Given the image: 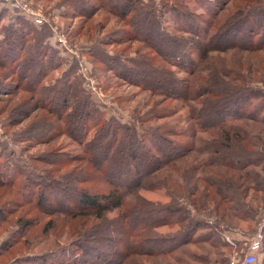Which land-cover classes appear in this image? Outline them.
I'll list each match as a JSON object with an SVG mask.
<instances>
[{"label":"trees","instance_id":"obj_1","mask_svg":"<svg viewBox=\"0 0 264 264\" xmlns=\"http://www.w3.org/2000/svg\"><path fill=\"white\" fill-rule=\"evenodd\" d=\"M100 2L107 3V0ZM196 2L199 5L200 1L196 0ZM208 2L211 10L206 7L204 16L212 19L213 22L218 20L222 10L231 9L225 22L218 23L211 33L206 32L197 17L182 4L179 7H164V11L170 12L175 20L184 23L183 29L170 33L156 21L161 15L156 13L153 7H147L141 0H121L117 6L113 4L114 7L112 5L109 7V12L132 28L129 42L140 41L147 44L159 59L169 67H175L180 73L186 74L185 77L179 78L171 68L153 63L150 57L148 59L143 56L121 57L118 54L110 57L105 52L101 56L92 55L102 64L112 65L108 70L115 77L148 91L152 96L186 101L189 95L193 94L194 99L200 102L195 122L197 130L203 129L210 137H214L211 140H203L202 152L206 159L202 165L212 169L201 172V176L197 173L195 177L185 182L189 183L188 198L191 206L208 220L191 219L186 209L175 202L158 205L140 195L142 190L159 188H167L171 192L177 191L174 184L164 182V179H160V175L166 176L168 172L171 173L168 168L176 167L177 162L190 156L192 149L183 147L173 138L176 133L169 129L148 125L141 131L136 126H124L116 120L106 121L103 113L78 88L79 82L77 84L72 80L69 82L64 79L56 86L39 84L50 71L60 68L63 61L56 55L48 57L46 53L44 54L42 46L40 56H30L32 51L28 56L31 45L27 44L28 41H36L30 35L33 29H30L25 20L16 17L3 29L4 35L0 34L2 35L0 57L4 58L0 66L4 67L7 60L12 61L17 67H21L24 62L26 74L39 76L35 82L29 84L31 95L37 96V103H32L33 96L30 98L33 104L31 111L47 108L51 112L54 111L57 119L60 117L59 120H63L65 103L72 101V111L66 115L64 122L67 126L62 125V127L66 126L63 131L72 140H78L82 144L83 155L78 158L76 156L71 158L68 155L65 158L63 155L61 159L52 162L60 166L58 164L66 159L68 163L80 162L85 166L79 171L76 170L81 164L73 167L72 182L63 178L66 176H58L56 179L52 171L40 170L41 172L37 174L29 173L20 164V166L12 164L13 176L10 177L9 163L6 164L7 161L3 159L5 155L1 151L0 188L9 189L14 183L15 174L18 177L27 176L21 184L24 193L19 197L20 201L15 204L7 200L5 203L9 208L6 205L0 207V223L8 222L12 212L17 208L30 204L28 207L33 211L36 209L43 215H55L58 221L70 224L77 236V241L72 244V254L81 252L87 257L95 256V259L85 260L86 262L80 264H92V262L93 264H131L132 255L151 257L171 254L187 243L207 241L218 231H232L233 220H247L250 217V214L245 216L242 200L238 206L234 205V194L237 198L242 196L243 199L248 190L254 189L255 193L262 192L264 196V143L261 147L252 145L248 130L242 129L235 123L241 120L243 109L246 108V120L260 123L264 128V92L248 85H232L229 82L231 80H227L228 70L209 69L212 74L202 80L198 76V67L208 60L212 53H224L234 48L243 52L264 51V3L261 0H240L229 6L230 0ZM212 4L216 7L212 8ZM115 41L117 45L124 44L121 39ZM145 61L150 65L146 66ZM26 78L27 75L19 76L17 80L25 81ZM238 79L239 77L235 76L234 81ZM23 105L27 107V102L26 104L23 102ZM146 119L151 120L149 117ZM137 122L143 125L145 120L139 118ZM62 127L60 124L59 129ZM90 131L92 135L89 139ZM236 147L237 149L234 150ZM198 168L195 164H191L184 168L183 175L188 176L187 172H189L193 176L195 175L193 169L198 170ZM74 171L77 174L73 175ZM92 173L99 175L97 182L101 183L100 187L96 185L97 182H92L93 179L89 178ZM179 176L184 177L181 173ZM32 186L36 191L33 195L30 192ZM180 188L186 189L184 182ZM55 193L59 197L56 198ZM129 195L134 198L128 208H123L124 200ZM59 199L63 200L64 205L59 203ZM33 201L35 204H32ZM29 209H25L15 222L16 225L22 226L24 233L19 237L25 241L36 225L31 221L32 219L23 222L25 213ZM116 209H120V216L112 222L115 239L111 236L106 237V233L102 230L97 232L96 228L108 213ZM10 212L11 214H8ZM77 218L82 219L80 225L69 222ZM90 220L92 223L86 225ZM51 221L48 228L44 227L42 233L51 230ZM104 224L103 229L106 231L110 224L106 221ZM173 226H179L181 229L170 240L162 238L156 231L161 227ZM111 228L112 226L109 232H113ZM200 230L207 232L193 239L194 234ZM13 236L18 237V234ZM36 237L38 234L31 235L29 239L34 242ZM11 238L0 245V254L14 248L15 243H11ZM105 239L110 240V247L116 240L126 247L121 250H113L114 248L111 247L112 250L106 255L101 252V248L100 254L98 248L100 249L101 242ZM112 239L115 240L112 242ZM134 239L138 240L136 245L133 243ZM166 242L167 245L170 243V246H166ZM161 243L164 244L158 246ZM88 244L92 245L91 248H88ZM157 246L160 249H157ZM192 256L197 259L203 258ZM49 258L46 259L55 261L53 264H78L73 256L67 261L64 258L60 260ZM44 259L36 258L39 264L47 261ZM27 260L28 263H34V258Z\"/></svg>","mask_w":264,"mask_h":264},{"label":"rangeland","instance_id":"obj_2","mask_svg":"<svg viewBox=\"0 0 264 264\" xmlns=\"http://www.w3.org/2000/svg\"><path fill=\"white\" fill-rule=\"evenodd\" d=\"M13 1L18 7L14 8L7 2H4V0H0V34L4 35L3 29L8 27L14 18L20 17L29 24L30 29H33L30 35L36 40L34 42L28 41L27 44H31L28 56L31 54V51L32 54L30 56H40L42 46L44 54L46 53L48 57L49 55H52V57L56 55L63 61L60 68L50 71L39 84L56 86L64 79L69 82H76L77 84L79 82L80 86L78 85V88L103 113L106 121L116 120L121 125L136 126L141 131L150 125L175 132L176 134L173 138L183 147L191 148V155L177 162L176 167L168 168V171H171V173L168 172L166 176L160 175V179H164V182L169 184H174V187L178 190H174L173 187L170 188L174 192L169 191L167 188L149 191L142 190L140 191V195L153 204L163 205L175 202L186 209L187 215L191 219L195 221L208 220L191 206L188 198L189 183L185 182L195 177L197 173L201 176V172L212 169L202 165L206 159L203 154L204 152H202L203 140H211L214 137H210L203 129L197 130L195 122L200 102L194 99L193 94L189 95L186 101L168 99L165 96H152L148 91L131 85L126 80L115 77L108 70L112 65L102 64L96 59L97 57H93L94 55L101 56L103 52L110 57L117 54L121 57L143 56L147 57V59L150 57L153 63L171 68L179 78L186 76V74L180 73L177 68L166 65L147 44L140 41L129 42L132 28L126 26L124 21L119 20L114 14L109 12L110 5L112 7L117 6L121 0H107V3H102L100 0ZM141 1L147 7H153L156 13L161 15L159 18H156V21L168 33L177 29H183L184 23L175 20L170 12L164 11V7L166 6L179 7L180 4L184 5L189 12H192L197 17L201 27L208 33L214 31L217 24L222 23L231 11V9L222 10L218 20L213 22L212 19L210 20L204 16L206 14V7L208 10H211L209 0H199V5L196 0ZM238 1L240 0H230L229 6ZM261 1L264 3V0ZM214 7L216 6L213 5L212 8ZM16 8H29L36 17L27 12L23 15ZM37 16H41V23L34 21L35 18H38ZM128 19L127 21L129 22ZM132 19L133 17L131 16L130 20L132 21ZM122 32L130 34L124 35ZM2 35H0V39ZM117 39H121L124 44L117 45L115 41ZM134 52L137 53L135 54ZM3 60L4 58L0 57V64ZM145 64L146 66L150 65L146 61ZM25 66L23 62L21 67H17L10 60H7L5 63V68L0 66V152L2 151L5 155L3 159L7 161L6 164L9 163L10 177L13 176L11 172L12 164H15L18 166L22 165L24 170L29 173L37 174L41 172L40 170L52 171L56 179L58 176H66L63 178L72 182L73 176L71 172L74 170L73 167L81 164L76 170L79 171L85 164L80 162L68 163L65 161L66 159L58 164L60 166H56V162H52L58 158L61 159L63 155H65V158H67V155L71 156V158L75 156L78 158L83 155L82 144L78 140H72L63 131L67 126V124H64L66 115L72 111V101L69 100L65 103L66 109H64L63 120H59L60 117L57 119L54 111L51 112L47 108L31 111L30 109L33 108L31 101L32 103H37V96L36 94L31 95L32 93L29 89L31 86L29 84L35 82L39 76L30 73L29 75L28 73L26 74L24 70ZM212 68L218 71L228 70L227 80H231L232 82H229L232 85H248L264 92V51L249 50L248 52H243L234 48L224 53H212L208 60L201 63L198 67V76L204 80L212 74L209 72V69ZM25 75H27L25 81L19 82L17 80L19 76ZM235 76L239 77L236 81H234ZM31 96L33 97L30 101ZM23 102L25 104L27 102V107L23 105ZM245 114H247L246 108L243 109L241 120L235 124L241 126L242 129H246V131L248 130L251 135L252 145L261 147V144L264 143V128L260 123L246 120ZM148 117L151 120H147L146 118ZM139 118L145 120L143 125L137 122ZM60 124L61 127L62 125H66L65 128L59 129ZM91 135L92 133L88 137L89 139ZM191 164L198 166V170L193 169L195 171V175L193 176L189 172H187L188 176H184V168ZM76 171L72 174H77ZM180 173L184 176L183 178L179 176ZM25 176L27 175H19L18 177L15 174L13 177L15 179L14 183L10 185L9 189L0 188V207L6 205L5 202L7 200L15 204L18 203L17 201H20L19 197L24 193L21 184L24 182ZM98 176V174L92 173L89 178L93 179L91 180L92 182H97ZM183 182L186 186L185 190L180 188ZM96 185L100 187L101 183L97 182ZM30 192L32 195L36 194L33 186L30 187ZM255 192L254 189L248 190L245 193L246 197L243 199L241 198L242 196L237 198L234 194V205L238 206V203L242 200V209L245 211V216L250 214V217L247 220H233L234 229L232 231H218L207 241L187 243L182 247L180 246L171 254L151 257L132 255L131 264H231V262L240 264L243 256L249 253L248 247L250 243L256 239L260 241V249L255 253L257 257L256 264H264V196L262 192ZM55 197L59 196L55 193ZM133 198L131 195L127 196L124 200L123 208H128ZM59 201L60 204L64 205L62 199H59ZM32 204H35V201ZM29 205L17 208L12 212V217L9 218L8 222L0 223V245L14 234H18V237L13 236L12 240H10L11 243H15L13 245L14 248H11L7 253L3 252L0 254V264H39V260H36L37 257L45 258L44 260H47L44 262L45 264H53L55 262L48 261L46 259L48 257L53 258L52 260L54 258L59 260L64 258L67 261V259H71L73 256L74 261H77L78 264L86 262L85 260L95 259L94 255L93 257H87L82 255L81 252H74L72 254V244L77 241V236L70 224L58 221L55 215H43L36 209L33 211V209H29ZM6 207L9 208L8 205ZM27 208L29 210L25 213V220L23 219V222H29L32 219L31 221L36 223V225L31 229L25 241L19 237V235L24 233L22 226L16 225L15 222L16 218ZM8 214H11V212ZM119 216L120 209L108 213L100 221L96 231L100 232L102 230L106 233V237L111 236L116 239L113 228L114 224L112 222ZM50 220H52L51 230L48 233H42L44 227L47 226L48 228ZM81 220L77 218L69 220V222H76L74 224L80 225ZM212 220L215 219L212 218ZM105 221L110 224L106 231L103 229ZM91 223L92 221L90 220L86 225L89 226ZM111 226L113 232H109ZM180 229L179 226H173L161 227L156 231L162 238L170 240ZM204 232L207 231H198L194 234L193 239L203 236ZM34 234H38V237L33 242L29 237ZM115 239H112V242ZM27 241L28 243H26ZM137 241V239L133 240L134 245L137 244ZM162 244L164 243L158 246ZM165 244L166 246H170V243L167 245L166 242ZM91 246L88 244V248H91ZM158 246L157 249H160ZM109 247L110 240L105 239L101 242L98 251L100 253L102 248L101 252L106 255L108 254L107 252L112 250L111 247L114 248L113 250H121L126 246L119 244L118 240H116ZM163 247L165 248V246ZM192 255L201 256L204 259H197ZM28 258H34V263H28Z\"/></svg>","mask_w":264,"mask_h":264},{"label":"built area","instance_id":"obj_3","mask_svg":"<svg viewBox=\"0 0 264 264\" xmlns=\"http://www.w3.org/2000/svg\"><path fill=\"white\" fill-rule=\"evenodd\" d=\"M4 2H7L8 4L12 5L14 8L18 7L17 4L13 1V0H4ZM14 4V5H13ZM18 9V8H16ZM20 10V12L24 15L25 12L29 13L30 15H32L33 17H36V15L33 14L32 10L29 8H22V9H18ZM39 15V13H38ZM38 18H35L34 21L36 23H41V16H37ZM232 243V242H230ZM260 249V241L259 240H253L249 247H248V251L249 253H247L246 255L243 256V258L241 259V263L240 264H256L257 262V257H256V252ZM231 264H234L233 262H231Z\"/></svg>","mask_w":264,"mask_h":264}]
</instances>
